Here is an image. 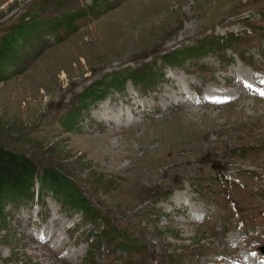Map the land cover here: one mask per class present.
<instances>
[{"label": "rangeland", "instance_id": "1", "mask_svg": "<svg viewBox=\"0 0 264 264\" xmlns=\"http://www.w3.org/2000/svg\"><path fill=\"white\" fill-rule=\"evenodd\" d=\"M32 22L0 143L103 221L49 195L8 205L0 264H264V0H0V37Z\"/></svg>", "mask_w": 264, "mask_h": 264}, {"label": "trees", "instance_id": "2", "mask_svg": "<svg viewBox=\"0 0 264 264\" xmlns=\"http://www.w3.org/2000/svg\"><path fill=\"white\" fill-rule=\"evenodd\" d=\"M65 16H68V14ZM62 19L63 21L67 20L69 22L68 24H70V20L67 19V17H62ZM64 24L65 22L61 25ZM64 26L67 27L66 25ZM68 26L70 27V25ZM53 30L56 32L59 28L55 27ZM37 31L39 32V28L35 25V23H24L14 26L8 34L0 37V82L9 77L7 68L11 69L10 66L12 61H17V57L21 55V51L26 50L27 48H32L30 43L34 41V36ZM42 49L43 47L39 46V50L36 52L33 51L32 56L38 57ZM209 51L211 50L199 53H189V58L195 59V57L203 56ZM185 52L186 51H181L180 53L182 55H186ZM179 62L181 61L175 63ZM167 63L169 62L167 61ZM27 65L28 64H26V66ZM125 78L127 80V77H124L122 82L125 81L126 83ZM133 78L134 77L131 76L128 80H133ZM137 79H134L131 83L136 85V82H141ZM148 79V77L142 78V82H147ZM115 87L121 88V84L120 86L116 85ZM94 97L97 98V96ZM64 121H67V118H65L63 122ZM64 123L63 127L66 128V122ZM63 175L64 174L60 173L58 170L37 165L36 161H34L31 157H28L21 152L8 149L0 143V213H2L3 209L8 205L17 206V203L31 202L34 201L35 198L37 201H42L46 195H49L63 208H67L69 210L75 209L77 211L81 210L84 212V215L88 218V220L94 223L95 221H103L100 213L90 209V204L88 209L84 207L83 196L79 191L72 189L73 183L71 190H65L64 185L66 180ZM61 197H63L64 200ZM105 226L106 229L101 232V237L103 236L105 239L104 242L107 243L112 239V244H116V242H118L116 240L118 237L116 236L117 232L114 231L115 227L111 226V224L109 225L108 221L105 223ZM129 237L133 239L132 234ZM136 241L124 243V246H120L118 248H122V251L132 248L138 242Z\"/></svg>", "mask_w": 264, "mask_h": 264}, {"label": "bare ground", "instance_id": "3", "mask_svg": "<svg viewBox=\"0 0 264 264\" xmlns=\"http://www.w3.org/2000/svg\"><path fill=\"white\" fill-rule=\"evenodd\" d=\"M85 64H86V63H84V65H85ZM231 84H232V83H231ZM175 89H176V88H175ZM179 93H180V95L183 96V92L180 91ZM137 103H139V102H138V101H135V102H133V105H136ZM140 104H142V105L144 106V105H145V102H140ZM143 106H142V107H143ZM129 107H130V106H129ZM143 108H144V107H143ZM120 110H121V109H120ZM120 110H119L120 113L123 112V114H125L126 117H129V114H130V111H131V110L124 109V110H122V112H121ZM125 116H124V117H125ZM118 118H119V120H121V119H122V116H119ZM125 120H126V119H125Z\"/></svg>", "mask_w": 264, "mask_h": 264}, {"label": "water", "instance_id": "4", "mask_svg": "<svg viewBox=\"0 0 264 264\" xmlns=\"http://www.w3.org/2000/svg\"><path fill=\"white\" fill-rule=\"evenodd\" d=\"M262 251H264V248L262 249Z\"/></svg>", "mask_w": 264, "mask_h": 264}]
</instances>
